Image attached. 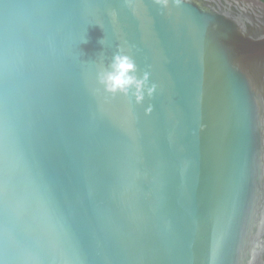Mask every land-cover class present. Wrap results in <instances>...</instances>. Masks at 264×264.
Masks as SVG:
<instances>
[{"label": "water", "instance_id": "obj_1", "mask_svg": "<svg viewBox=\"0 0 264 264\" xmlns=\"http://www.w3.org/2000/svg\"><path fill=\"white\" fill-rule=\"evenodd\" d=\"M0 264H264V0H0Z\"/></svg>", "mask_w": 264, "mask_h": 264}, {"label": "clouds", "instance_id": "obj_2", "mask_svg": "<svg viewBox=\"0 0 264 264\" xmlns=\"http://www.w3.org/2000/svg\"><path fill=\"white\" fill-rule=\"evenodd\" d=\"M133 67L134 65L128 57L116 55L113 63L114 71L106 74L102 78L106 88L110 91H115L116 89L126 91L127 86L134 83L137 89H139L142 81H137L134 77L128 75V72L133 69ZM149 91H151V89H149ZM137 99H139V96H137Z\"/></svg>", "mask_w": 264, "mask_h": 264}]
</instances>
